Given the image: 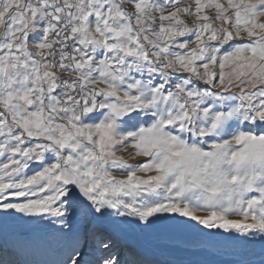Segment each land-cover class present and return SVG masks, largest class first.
<instances>
[{
  "label": "snow or ice",
  "instance_id": "6c2138e0",
  "mask_svg": "<svg viewBox=\"0 0 264 264\" xmlns=\"http://www.w3.org/2000/svg\"><path fill=\"white\" fill-rule=\"evenodd\" d=\"M0 264H264V0H0Z\"/></svg>",
  "mask_w": 264,
  "mask_h": 264
}]
</instances>
